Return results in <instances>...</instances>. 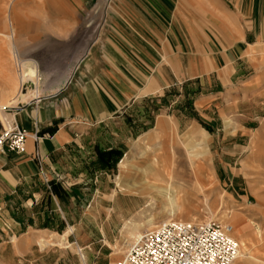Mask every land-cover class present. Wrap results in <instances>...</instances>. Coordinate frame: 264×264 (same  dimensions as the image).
<instances>
[{
  "label": "crops",
  "instance_id": "0c3cea01",
  "mask_svg": "<svg viewBox=\"0 0 264 264\" xmlns=\"http://www.w3.org/2000/svg\"><path fill=\"white\" fill-rule=\"evenodd\" d=\"M99 1L14 0V49L24 75L34 80L31 91L21 95L30 101L9 114L11 123L30 136L23 154H0V212L10 214L3 209L10 205L4 197L21 199L29 209L24 224L29 230L105 228L104 223L77 222L73 216L78 212L73 187L83 172L95 166V147L108 144L118 126L127 127L125 116L155 117V131L168 129L169 105L184 98H175L171 93L175 87L182 93L193 82L229 70L232 78H225L222 86L232 92L233 83L240 84L243 76L231 79L238 70L250 68V51L264 43V0H112L101 19L95 14ZM213 95L200 96L197 104L214 101ZM149 104L165 105V110L155 114ZM140 119L133 122H139L135 130L142 133L145 123ZM157 135L161 139L164 134ZM207 136L201 129L188 134L196 145ZM40 167L46 170L41 178ZM120 167L128 173L127 161ZM152 168L163 171L157 158ZM44 177L53 186L51 191ZM38 180H42L39 188ZM147 187L163 190L150 183ZM62 190L70 193L69 206L62 202ZM153 221L149 218L147 223ZM237 221L242 223L240 218ZM5 223L9 221H0L2 229ZM141 227L144 224H130L127 241L134 240L133 232L135 238L140 235ZM236 238L247 246L254 244L251 237L247 242ZM114 245L110 238L90 242L86 260L112 264L117 259ZM0 262L8 264L2 256Z\"/></svg>",
  "mask_w": 264,
  "mask_h": 264
},
{
  "label": "rangeland",
  "instance_id": "374dc122",
  "mask_svg": "<svg viewBox=\"0 0 264 264\" xmlns=\"http://www.w3.org/2000/svg\"><path fill=\"white\" fill-rule=\"evenodd\" d=\"M110 1L100 0L96 5L95 14L100 19L105 16ZM13 9L14 0H0V103L8 104L5 113L12 115L30 101H21L20 97L31 91L30 82L34 80L28 78L24 85H19L17 80ZM248 57L250 68L237 71L231 81L240 76L244 80L239 79L240 84L234 82L232 92L222 86L225 78H232L229 70L218 77L211 75L193 82L182 93L175 87L171 92L175 98L183 95L185 99L169 105L172 118L169 117L168 129L163 126L155 131V117L138 118L145 123L140 133L135 130L139 122H133L138 119L125 116L123 122L128 128L122 126L120 130L118 126L108 144L95 147V166L92 165V171L83 172L78 178L80 182L73 187L78 204L75 207L78 212L73 216L74 221L104 223L105 228L29 230L24 225L29 209L21 199L4 197L5 204L10 201V205L3 209H8L10 214L0 212V221H9L8 225L4 224L5 229L0 227V256L8 264H90L86 260V246L110 238L117 253L112 264H118L135 241L126 239L132 228L130 224H144L140 229L143 234L171 220H215L234 226L235 238L237 235L246 242L247 238H254L253 245L249 242L251 250L246 254L241 252L233 264H264V43L252 49ZM206 94H214L216 99L202 102L206 105L197 104L198 98ZM148 107L155 109V114L159 109L165 110V105ZM200 129L208 136L204 143L196 145L188 134ZM158 132L164 134L161 139ZM155 158L163 171L152 168ZM123 161L128 162L127 174L120 167ZM147 167L148 172L144 173ZM52 172L59 180L60 175ZM38 173L41 178L46 170L40 167ZM41 181L36 182L37 188ZM45 182L51 191L53 186L46 179ZM149 183L163 188L162 192L149 189ZM174 189L180 194L178 209L171 216L168 197ZM62 191V202L69 206L70 193ZM149 218L154 220L150 225ZM238 218L242 223L236 224Z\"/></svg>",
  "mask_w": 264,
  "mask_h": 264
},
{
  "label": "built area",
  "instance_id": "2783aa9c",
  "mask_svg": "<svg viewBox=\"0 0 264 264\" xmlns=\"http://www.w3.org/2000/svg\"><path fill=\"white\" fill-rule=\"evenodd\" d=\"M29 136L17 124L10 123L8 129L3 126L0 154L25 152ZM233 232L230 224L215 220H171L145 231L118 264H233L240 255Z\"/></svg>",
  "mask_w": 264,
  "mask_h": 264
},
{
  "label": "bare ground",
  "instance_id": "6f19581e",
  "mask_svg": "<svg viewBox=\"0 0 264 264\" xmlns=\"http://www.w3.org/2000/svg\"><path fill=\"white\" fill-rule=\"evenodd\" d=\"M2 35V34H1ZM7 38V37H6ZM9 38V37H8ZM12 40V39H11ZM18 55L19 54H17L16 53V51H15V49H14V56H15V58H16V61H17V76H18V83H19V85H24L25 84V82H26V80H27V78H26V75H24V71H23V69H22V62L19 60L20 58L18 57ZM13 56V57H14ZM5 63V62H4ZM29 76H31L30 74H29ZM28 76V77H29ZM37 77V76H36ZM4 81V80H3ZM7 83V82H6ZM9 84V83H8ZM13 84H15V83H13ZM16 84H17V82H16ZM17 86H18V84H17ZM15 87V86H14ZM13 87V88H14ZM32 88H35V86L34 87H32ZM15 89V88H14ZM20 99H22V100H25V99H27V96H21L20 97ZM6 108H9V105L8 104H4V103H0V122L2 123V125L6 128V129H8L9 128V126H10V124L9 123H11V121L13 120V118H12V116L11 115H9V114H6L5 113V109ZM167 187L169 188V186L167 185ZM167 190H169V189H167ZM170 193V192H169ZM179 191L178 190H173L172 191V193L170 194V196L168 197V204H169V214H171V216H174L175 215V213H176V211H177V209H178V204H177V200H178V197H179ZM171 218V217H170ZM240 221V220H239ZM169 222V221H168ZM238 222V221H237ZM236 223V222H235ZM237 224V223H236ZM234 227V226H233ZM235 228V227H234ZM233 228V229H234ZM135 230V229H134ZM135 231H137V230H135ZM132 232V231H131ZM130 232V233H131ZM136 233V232H135ZM133 234H134V232H133ZM132 233H131V235H130V238L132 239H134L135 241H137L141 236H142V234H140V235H138L136 238H135V234L133 235ZM233 235H234V232H233ZM235 236V235H234ZM252 239V238H251ZM254 239V238H253ZM237 241H238V239H236ZM238 243H239V246H240V255H239V257L236 259V261H235V263L239 260V258H240V256H241V252H243L244 253V251L245 250H247V249H249V245L247 246V244L246 243H244V242H242V241H238ZM252 245H253V243H252Z\"/></svg>",
  "mask_w": 264,
  "mask_h": 264
}]
</instances>
